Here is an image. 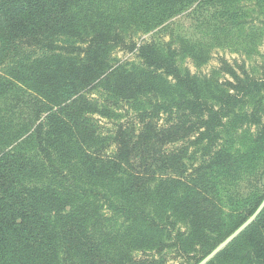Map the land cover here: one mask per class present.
Listing matches in <instances>:
<instances>
[{
  "label": "trees",
  "instance_id": "1",
  "mask_svg": "<svg viewBox=\"0 0 264 264\" xmlns=\"http://www.w3.org/2000/svg\"><path fill=\"white\" fill-rule=\"evenodd\" d=\"M198 1L0 0V264H199L256 212L264 76L142 39ZM207 264H264V209Z\"/></svg>",
  "mask_w": 264,
  "mask_h": 264
},
{
  "label": "rangeland",
  "instance_id": "2",
  "mask_svg": "<svg viewBox=\"0 0 264 264\" xmlns=\"http://www.w3.org/2000/svg\"><path fill=\"white\" fill-rule=\"evenodd\" d=\"M201 1L168 18L142 39H163L164 42L176 39V44L182 47L181 63L185 67L195 74H212L222 83L229 79L222 71L223 61L239 73L247 71L253 77H263L264 2L210 0L200 4ZM116 56L120 60L133 58L121 51ZM167 260L169 264H186L184 259L171 253Z\"/></svg>",
  "mask_w": 264,
  "mask_h": 264
},
{
  "label": "water",
  "instance_id": "3",
  "mask_svg": "<svg viewBox=\"0 0 264 264\" xmlns=\"http://www.w3.org/2000/svg\"><path fill=\"white\" fill-rule=\"evenodd\" d=\"M264 209V201L256 210V212L236 231H234L225 241H223L216 249H214L209 255H207L199 264H207L211 261L215 256H217L223 249H225L232 241H234L248 226H250L256 218L260 215V213Z\"/></svg>",
  "mask_w": 264,
  "mask_h": 264
}]
</instances>
